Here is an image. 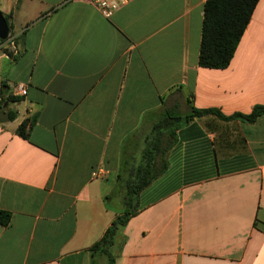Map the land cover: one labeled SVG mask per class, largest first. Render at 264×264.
I'll return each instance as SVG.
<instances>
[{"label": "crops", "instance_id": "crops-1", "mask_svg": "<svg viewBox=\"0 0 264 264\" xmlns=\"http://www.w3.org/2000/svg\"><path fill=\"white\" fill-rule=\"evenodd\" d=\"M115 1L104 15L91 0H0L19 48L0 43V99L27 88L0 108V264H98L118 173L158 116L264 104V0L223 68L198 64L205 0ZM166 159L115 235L116 264H264V113L193 117Z\"/></svg>", "mask_w": 264, "mask_h": 264}, {"label": "trees", "instance_id": "trees-1", "mask_svg": "<svg viewBox=\"0 0 264 264\" xmlns=\"http://www.w3.org/2000/svg\"><path fill=\"white\" fill-rule=\"evenodd\" d=\"M257 2L258 0H205L198 54L199 65L223 68L229 64ZM17 39L18 36L15 37V52L8 44L4 45V51L11 58L19 54ZM3 40L0 39V41ZM16 99L17 96L10 91L6 97H3V100L0 99V108H3L4 101ZM205 113H214L223 118L237 117L251 122L264 113V104H255L248 113L234 112L230 115L223 114L215 107L198 108L191 104L188 112L184 114L166 110L163 115L158 116L151 124L152 136H146L142 161L137 166L120 170L118 173V176L123 179L116 186L115 191L121 192L123 210L114 217L102 236L92 244L90 250L93 255L104 254L107 257V264H116L111 252L115 235L118 229L125 225L129 217L136 212L140 192L167 168V150L175 141L176 129L193 117ZM14 116V110L8 111L7 117L13 118ZM34 123L35 117L26 118L17 126L16 132L27 138ZM10 216L8 210L0 208L1 224L7 225Z\"/></svg>", "mask_w": 264, "mask_h": 264}, {"label": "built area", "instance_id": "built-area-1", "mask_svg": "<svg viewBox=\"0 0 264 264\" xmlns=\"http://www.w3.org/2000/svg\"><path fill=\"white\" fill-rule=\"evenodd\" d=\"M91 1L104 15H110L113 12V10L118 6V2L115 0H91ZM121 1H126V0H121ZM15 37L16 34H14V32L9 31L7 37L3 41H0V43L1 42L7 43L8 46L13 50V52H15L16 51ZM4 53L9 56V54L6 51H4ZM11 93L15 95H26L27 93L26 85L21 81L17 82L13 87Z\"/></svg>", "mask_w": 264, "mask_h": 264}, {"label": "rangeland", "instance_id": "rangeland-1", "mask_svg": "<svg viewBox=\"0 0 264 264\" xmlns=\"http://www.w3.org/2000/svg\"><path fill=\"white\" fill-rule=\"evenodd\" d=\"M116 189V188H115ZM114 198H115V203L116 205L121 208L123 207V202L121 200V192L120 191H115L113 194ZM111 201V199H110ZM98 264H107V257L104 254H100L98 257Z\"/></svg>", "mask_w": 264, "mask_h": 264}, {"label": "water", "instance_id": "water-1", "mask_svg": "<svg viewBox=\"0 0 264 264\" xmlns=\"http://www.w3.org/2000/svg\"><path fill=\"white\" fill-rule=\"evenodd\" d=\"M9 32L8 23L4 15L0 12V39H5Z\"/></svg>", "mask_w": 264, "mask_h": 264}]
</instances>
